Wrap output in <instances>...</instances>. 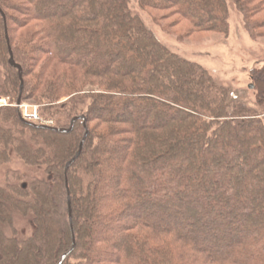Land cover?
Segmentation results:
<instances>
[{
  "label": "trees",
  "instance_id": "16d2710c",
  "mask_svg": "<svg viewBox=\"0 0 264 264\" xmlns=\"http://www.w3.org/2000/svg\"><path fill=\"white\" fill-rule=\"evenodd\" d=\"M28 1L41 30L16 45L12 4L0 0L22 67V102L35 101L57 129L77 121L71 132H57L33 127L17 108L0 110V158L28 168L9 170L0 186V264H59L73 247L71 226L76 244L64 264H103L104 257L112 264H264V120L231 101L202 65L169 50L131 0ZM228 1L138 5L175 12L193 32L227 35ZM230 1L251 37L259 36L264 18L250 13L264 12V2L259 9L254 0ZM1 11L0 95L17 102L21 79L9 64ZM44 55L50 59L27 81ZM258 86L263 98L260 78ZM87 130L81 157L66 172ZM19 217L31 223L26 238L14 228ZM109 241L117 253L105 248Z\"/></svg>",
  "mask_w": 264,
  "mask_h": 264
},
{
  "label": "rangeland",
  "instance_id": "374dc122",
  "mask_svg": "<svg viewBox=\"0 0 264 264\" xmlns=\"http://www.w3.org/2000/svg\"><path fill=\"white\" fill-rule=\"evenodd\" d=\"M229 1V32L227 35L213 32H193L190 24L182 20L175 12L142 9L138 5V0H131V8L134 14L140 16L147 27L154 32L156 37L169 50L188 61L202 65V67L210 73L217 85L225 87L230 92L231 101L246 104L255 112V117L264 120V97L257 99L260 86H258L256 90L250 88V85L254 83L251 77L254 68L259 70L264 67L262 66L264 63V24L263 22H259L264 18V12L254 11L250 13L252 20H257L256 22H259L257 32L260 34L253 38L246 27L243 14L234 3ZM241 1L243 3L248 2L247 0ZM10 2L12 4L9 10L11 14V26L14 29V44L17 45L22 41V38L40 33L41 24L34 22L32 18L28 16L30 15L29 10L32 9L28 0H10ZM263 2L264 0H254L251 5L259 8ZM81 5L79 8H81ZM41 43L40 40L36 39L37 46L42 45ZM124 50L128 51L129 49L124 48ZM47 59H50L49 55H44L42 57V60L37 63L35 70L26 77L27 81L33 79L42 70L47 63ZM54 66L55 68H53V71H56V64ZM3 72V68L0 67V81L4 78ZM254 74L255 78L260 77V79L264 81L263 74ZM179 79H181L180 76H178V80ZM262 87L264 89V86ZM89 89L90 87L87 88V90ZM147 97L157 99L154 95L150 94H148ZM0 99H6L7 102H9L8 106H3L0 110L3 108H15L16 101L11 99L9 95H0ZM67 100L68 98H63L59 103H65ZM168 104L181 107L176 104ZM22 105L24 110L26 108L29 113L37 112L43 121L50 122L52 127H55V120L43 118L41 116L40 106L37 105L35 101L24 100ZM96 126L97 124L95 122L89 123V129ZM104 151L106 156L111 155L108 146L104 148ZM27 169L28 168L23 162L15 157L11 159V162H4L0 158V186L7 185L6 178L9 170L11 172L18 171L24 174ZM41 170L44 171V168H41ZM113 172L114 170L112 173ZM110 198L111 197H108L105 200L107 201ZM233 205L234 204H231V206ZM109 222L110 220L105 218L100 222L99 227H103ZM14 228L17 229L19 236L22 238H26L32 233V226L29 220L22 219L21 217L16 218ZM6 233L8 236H12L13 232L7 230ZM95 234L100 240H103V233L95 232ZM105 248L110 252L117 253L116 248L110 241L109 244H106ZM108 261L109 260L105 257L102 259L103 264H112L108 263Z\"/></svg>",
  "mask_w": 264,
  "mask_h": 264
},
{
  "label": "water",
  "instance_id": "95a60500",
  "mask_svg": "<svg viewBox=\"0 0 264 264\" xmlns=\"http://www.w3.org/2000/svg\"><path fill=\"white\" fill-rule=\"evenodd\" d=\"M1 11V10H0ZM2 15H3V18H4V21H5V29H6V40H7V44H8V49H9V54H10V59H9V64L12 68H15L18 70L19 72V77L21 79V91H20V95H19V98L17 100V109L21 115V111L19 109V106H21L22 104V93H23V76H22V67L16 63L15 59H14V55H13V51H12V47L10 45V39H9V34H8V29H7V22H6V17L3 13V11H1ZM22 117V116H21ZM77 121V118L73 119L72 121V125L69 129L67 130H62V129H57L55 127H48V126H41V125H36V124H33V123H30L33 127L35 128H46V129H50V130H54V131H57V132H71L72 129H73V124ZM85 121V119H84ZM86 123V121H85ZM89 131L87 130L86 131V134H85V137L83 138L82 142H81V145H80V148H79V152L77 154V156L75 158H73L66 166V172L68 171V169L70 168V166L76 161V159L80 156V154L82 153V150H83V147L85 145V141H86V137L88 135ZM68 205H69V217H70V220L72 221V207H71V200L69 198L68 200ZM71 232H72V237H73V247L72 249L64 254L59 262V264H63L64 261L71 255V253L73 252L74 248H75V232H74V229H73V226H71Z\"/></svg>",
  "mask_w": 264,
  "mask_h": 264
},
{
  "label": "built area",
  "instance_id": "2783aa9c",
  "mask_svg": "<svg viewBox=\"0 0 264 264\" xmlns=\"http://www.w3.org/2000/svg\"><path fill=\"white\" fill-rule=\"evenodd\" d=\"M9 102H7L6 99H0V108L3 106H8ZM17 103L15 104V108H17ZM23 105L21 104V106H19V109L21 111V116L22 118L29 123H34L37 125H41V126H48V127H52V124L50 122H45L43 121L40 116L38 115L37 112H28L27 109L25 108V110L23 109Z\"/></svg>",
  "mask_w": 264,
  "mask_h": 264
},
{
  "label": "flooded vegetation",
  "instance_id": "af4514ba",
  "mask_svg": "<svg viewBox=\"0 0 264 264\" xmlns=\"http://www.w3.org/2000/svg\"><path fill=\"white\" fill-rule=\"evenodd\" d=\"M262 66H264V63L262 64ZM257 68H254V70H253V74H252V79H253V84H251L250 85V88L251 89H254V90H256L257 88H258V79L260 78H255V74L254 73H257L258 75H260L263 71H264V67L263 68H261V69H257ZM259 90V89H258ZM258 95H257V99H261L260 97H259V91H258V93H257Z\"/></svg>",
  "mask_w": 264,
  "mask_h": 264
},
{
  "label": "bare ground",
  "instance_id": "6f19581e",
  "mask_svg": "<svg viewBox=\"0 0 264 264\" xmlns=\"http://www.w3.org/2000/svg\"><path fill=\"white\" fill-rule=\"evenodd\" d=\"M248 122H250V121H248Z\"/></svg>",
  "mask_w": 264,
  "mask_h": 264
}]
</instances>
